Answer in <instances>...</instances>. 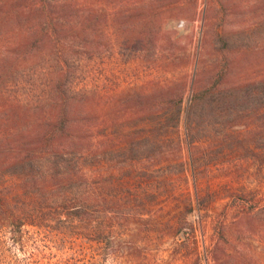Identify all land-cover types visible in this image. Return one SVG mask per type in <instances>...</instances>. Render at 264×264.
Listing matches in <instances>:
<instances>
[{"label":"rangeland","instance_id":"374dc122","mask_svg":"<svg viewBox=\"0 0 264 264\" xmlns=\"http://www.w3.org/2000/svg\"><path fill=\"white\" fill-rule=\"evenodd\" d=\"M87 1L98 15L90 63L95 112L100 123L107 120L98 141L126 133L119 119L136 109L127 103L136 95L157 94L149 109L158 117L181 112L178 124L137 128L143 116L128 123L137 139L125 154L107 158L111 172L126 162L154 180L160 173L150 174L145 161L185 163L186 173L175 180L180 194L164 209L174 227L152 238L149 264H264V0L81 3ZM104 159L99 155L98 164ZM177 173L173 168L168 175ZM240 194L261 201L259 208L248 211ZM9 238L0 239V264H73L55 251L39 255L33 244L21 254ZM112 245L113 264H125L118 235Z\"/></svg>","mask_w":264,"mask_h":264},{"label":"trees","instance_id":"16d2710c","mask_svg":"<svg viewBox=\"0 0 264 264\" xmlns=\"http://www.w3.org/2000/svg\"><path fill=\"white\" fill-rule=\"evenodd\" d=\"M91 6L0 0V239L9 236L21 254L33 244L39 255L55 251L73 264H113L118 235L125 264H149L152 238L174 227L164 209L180 194L175 180L186 173L185 163L145 161L150 174L160 173L154 180L126 162L111 172L107 158L125 154L137 139L128 123L143 116L137 128L176 124L181 112L158 117L149 106L159 96L136 95L127 101L136 109L119 119L126 133L98 141L107 120L100 123L95 112L98 87L90 63L98 15ZM29 75L39 78L30 85ZM99 155L105 158L100 165ZM173 168L178 173L171 177ZM237 201L250 212L261 202L243 194Z\"/></svg>","mask_w":264,"mask_h":264}]
</instances>
